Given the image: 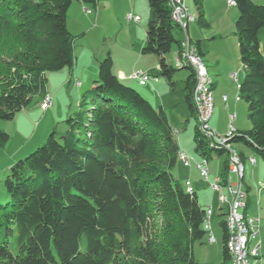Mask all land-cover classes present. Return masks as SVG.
<instances>
[{
    "label": "trees",
    "instance_id": "16d2710c",
    "mask_svg": "<svg viewBox=\"0 0 264 264\" xmlns=\"http://www.w3.org/2000/svg\"><path fill=\"white\" fill-rule=\"evenodd\" d=\"M73 1L0 0V118L13 119L36 96L42 99L48 71L74 67L76 35L67 24ZM170 1L148 0L142 53L159 57L156 74L170 86L177 69L190 70L184 100L195 114L194 68L166 58L184 39L173 34L181 26ZM194 1L200 25L209 28L203 0ZM235 1L245 71L238 88L251 126L229 142L253 147L264 160V4ZM82 2L97 6L99 0ZM113 65L108 52L78 110L65 120L67 128L55 127L41 146L10 166L0 195V264H204L196 247L206 243V208L173 172L181 152L177 132L165 109L125 83ZM9 139L0 129V148ZM194 139L196 152L208 161L214 152L228 154L198 124ZM228 164L230 157L222 168L225 182ZM221 226L227 262L226 218Z\"/></svg>",
    "mask_w": 264,
    "mask_h": 264
},
{
    "label": "rangeland",
    "instance_id": "374dc122",
    "mask_svg": "<svg viewBox=\"0 0 264 264\" xmlns=\"http://www.w3.org/2000/svg\"><path fill=\"white\" fill-rule=\"evenodd\" d=\"M186 1L188 7H190L191 14L196 19L195 22H190L191 37L189 36L190 39L192 38V42H195H193L195 45L200 38L204 41L207 39L206 36L210 35V29H219L224 33L222 41L210 40L211 48L207 52L206 61L204 62L209 65V73L214 77L211 74L212 68L210 66L215 65L217 60L222 59L224 61L219 69V90L221 89L224 95L230 96L231 103H235L234 101L239 95V88L236 82L229 80V75L239 69L237 67L238 64L242 66L240 63L239 44L237 46L238 42L234 34L235 22L239 17V9L236 5H230L229 0H203V8L211 27L205 28L198 21V7L195 1ZM254 1L264 4V0ZM101 7H104L101 2L94 6L92 4H84L80 0H74L68 10V28L76 35L74 45L76 59L79 60V68H76L75 63L72 69L64 68L47 72L48 81L46 87L50 92L48 93L52 96L53 106L43 111L40 107L42 99L36 96L32 104L17 111L13 119L0 118V129L10 135L6 145L0 148V195L5 192L4 178L8 174L10 166L41 146L55 127L60 131H64L67 128L65 120L78 110L83 92L89 89L93 80L97 78L99 61L105 58L108 52L111 53L114 62L117 64H124L127 60H133L138 54L142 58L139 59L140 68L137 69L156 74L157 56L155 54H141L139 43L146 38V36L145 38L143 37V34L147 30V24L151 16L148 0H110L105 13L97 21V15ZM88 9L92 10L91 14L87 12ZM131 14L139 16L140 20L128 19V15ZM184 33L185 30L183 32L181 28L173 30V34L178 40L189 34L188 31ZM261 36L262 44L264 45V29L261 30ZM220 49L225 51V57L217 55L216 51ZM176 54L177 44H174L172 50L166 56L168 62L174 64ZM189 73V69H177L173 75L174 86H170L169 79L166 76L159 75L160 82L156 86L158 92H153L154 95L151 94V98L155 104H158V102L153 99L154 96L159 97V100L161 97L163 98L162 102L172 126L179 128L180 132L176 134V138L179 141L180 148L199 161L202 157L195 150V118L189 116V121H187V114L186 112L184 113L185 109H187V104L184 102L185 79ZM115 74L120 75L117 71ZM239 74V78L242 80L244 76L243 69H241ZM78 81H81V85L78 84ZM125 83L135 84L132 80H128ZM136 86L144 90V92L149 87V85L144 87L137 83ZM177 101L179 103L177 107H174V102ZM214 101L215 113H213V121L224 123V117L228 110L223 102L215 100V94ZM232 110L238 114L237 123L239 122L240 126H242V130L249 129L251 123L248 117L247 102L241 99ZM232 147L243 152L245 156L243 186L248 190L249 208L247 213L250 216H257L262 219L260 233L251 242L252 247L259 241L262 242L261 256L257 259L252 258V263L264 264V160L253 147L245 143L235 142L232 143ZM251 156L256 158L255 164L250 163L249 158ZM227 157H229L227 153L223 155H219L216 152L213 153L208 166L211 179L221 176ZM173 172L182 182H185L186 179L193 182L200 203L203 206L209 207L212 205L214 215L211 219V227L217 242H213L207 258L212 261L208 264H219V258L223 254L221 221L227 218V213L225 215L220 211L221 200L219 198L223 197L220 192L213 191L201 177L195 166V161L190 166H186L179 159ZM227 175L230 176L231 183H239L240 177L238 174L228 173ZM224 190L228 194L226 189ZM221 202L224 204L223 201ZM225 205L228 209V205ZM209 234L208 232L207 235ZM198 251L197 254H199Z\"/></svg>",
    "mask_w": 264,
    "mask_h": 264
},
{
    "label": "bare ground",
    "instance_id": "6f19581e",
    "mask_svg": "<svg viewBox=\"0 0 264 264\" xmlns=\"http://www.w3.org/2000/svg\"><path fill=\"white\" fill-rule=\"evenodd\" d=\"M172 8H173V19L178 23V11H187L189 10V14H183L182 17V26L181 28L185 30V33L187 32L188 25L190 22L195 20V17L191 14L190 9L186 3L185 0H171L170 1ZM128 17H131V15H128ZM186 42L187 46L184 44V39L182 41V47L180 49L179 55L176 58L175 65L178 67H181L185 64H190L194 68V64L192 60L190 59L189 55L187 54V50H189L190 54L194 57L195 63L199 68L202 69V73L205 77L203 80V87H205V96H213V77L210 75L207 65L205 64L203 57L199 53L198 48L196 45L192 42V40L189 38L188 34L186 35ZM187 64V65H188ZM138 81V80H134ZM150 81H159L158 79H147L146 84H148ZM238 87H240L239 80ZM141 85H144L143 81H138ZM78 84H80L78 82ZM194 106L198 107V96L197 94H192ZM240 95L237 96V100H240ZM50 102L52 103V96L49 93H46L43 98L42 102L40 103V107L43 110L45 106L48 105ZM197 124L199 130L207 136V138L210 140L209 132L205 129L203 124V115L202 113H195ZM237 132V129L234 127V134ZM230 137H223V144L224 145H218V146H224L228 145V151L235 153V159L238 163V166L240 167V171H242V176L244 179L245 174V165L244 161L241 158V153L232 147V144L229 142ZM212 145H216L213 141H210ZM186 152L181 151L179 153V159H181L186 164V158H185ZM187 156H190L187 154ZM250 163L255 164L256 158L252 157L249 158ZM209 167H208V174H209ZM186 191L190 193V189H194L192 182L188 179L185 181ZM224 188L227 189L228 194L230 192L235 191V184L231 183L230 176L227 175V181L224 180L221 182L219 186H217V192L222 191ZM228 194L223 195V198H226ZM228 205V211H227V218H226V227H227V248L230 255V264H238V255L236 250V228L234 224V218H230V205L229 202H224ZM248 209V196L243 198L240 203L237 204V212H238V222H240V226L242 228H247V235H251V242L255 236H257L260 233V226H261V217H257V223L259 225V230H257V224L256 223H250V216L247 213ZM213 215V209L212 207H209L206 209V216H205V228L208 231H211V217ZM254 231H257V234H254ZM210 242H215V238L212 236L210 238ZM242 248H250V240L249 238H242ZM262 251V242L259 241L258 243L254 244L252 249H247L245 251V256L241 257V264H253L252 258H255V254H258L261 256Z\"/></svg>",
    "mask_w": 264,
    "mask_h": 264
},
{
    "label": "built area",
    "instance_id": "2783aa9c",
    "mask_svg": "<svg viewBox=\"0 0 264 264\" xmlns=\"http://www.w3.org/2000/svg\"><path fill=\"white\" fill-rule=\"evenodd\" d=\"M186 1V0H185ZM230 5H236L235 0H229ZM87 12L90 14L92 13L91 9H88ZM183 14H189V10L187 11H178V24L179 26H182V17ZM128 19L139 21V16H133L131 14V17H128ZM184 32V30H183ZM185 34V33H184ZM184 44L187 46L186 42V36H184ZM187 54L189 55L190 59L192 60L194 64V70L197 75V82L195 84V87L193 89L192 94H197L198 96V107H195V113H202L203 115V124L205 129L209 132L210 135V141H213L216 145H224L223 144V137H232L234 135V124L233 120L236 118V113L231 112L230 113V125L229 129L225 133H220L218 130L212 127L211 125V119L214 113V94L213 96H205V87H203V80L205 79L202 69L197 66L195 63L194 57L190 54L189 50H187ZM182 66V64H181ZM232 79L235 80L237 83L238 81V75L237 72L231 73ZM129 78L132 80H138L143 81L144 85H146L147 79H158L157 74H151L150 72L144 71L142 69H136L133 72L130 73ZM224 101L228 100V96H223ZM52 103L49 100V103L43 110H47L50 108ZM228 149V145H225ZM229 157H230V164H228V173H235L238 174L240 177V181L238 184H235V191L230 192L226 196V198H219L223 202H229L230 205V218H234V224L236 228V250L238 255V264H241V257L245 256V251L247 249H252V243H251V235H247V228H242L240 226V222H238V212H237V204L240 203V201L243 200L246 196H248V191L243 186V176L242 171H240V167L238 166V163L235 159V153H232L228 151ZM252 159L254 156H251ZM186 158V166H190L192 162L194 161L193 156H187V153L185 155ZM208 166L209 161L206 158H203L197 162L196 167L201 175V177L209 183L211 189L215 192H217V186L221 184L223 181L222 176H217L213 181L210 180V176L208 174ZM227 173V174H228ZM195 190L190 189V193H193ZM250 216V215H249ZM250 223H256L257 224V230H259V225L257 223V216H250ZM254 234H257V231H254ZM242 238H249L250 240V248H242ZM260 256L258 254H255V259L259 258Z\"/></svg>",
    "mask_w": 264,
    "mask_h": 264
},
{
    "label": "crops",
    "instance_id": "0c3cea01",
    "mask_svg": "<svg viewBox=\"0 0 264 264\" xmlns=\"http://www.w3.org/2000/svg\"><path fill=\"white\" fill-rule=\"evenodd\" d=\"M81 2H82V0H80ZM116 1V0H115ZM102 3V5H104V7H101L100 9H99V13H98V17H97V21H99V19H100V17L105 13V9L109 6V4H110V0H99V2L98 3ZM82 3H84V2H82ZM186 3H187V1H186ZM85 4V3H84ZM188 5V4H187ZM190 8V7H189ZM91 14V13H90ZM137 16V15H136ZM196 21V19L193 21V22H195ZM193 22H191V23H193ZM191 23H189V25H188V29H187V31H188V36H190L191 37V35H190V25H191ZM67 24H68V22H67ZM211 28V27H210ZM146 31L147 30H145V32H144V34H143V37L145 38V36H146ZM209 32H210V35L209 36H206L207 37V39L204 41L202 38H200L199 40H198V42H197V48L200 50V52L202 53V57H203V60L204 61H206V54H207V52H209V49L211 48V44H210V40H212V39H216V40H223V32L221 31V30H219V29H210L209 30ZM234 34H235V31H234ZM236 36V35H235ZM260 36H261V34H260ZM143 38V39H144ZM192 39V38H191ZM236 39H237V42H238V38H237V36H236ZM145 42H146V38H145V40H141V42H139L140 43V47H141V54H143L142 53V48H143V46H144V44H145ZM194 42V41H193ZM206 42V43H205ZM195 43V42H194ZM238 44H239V42L237 43V46H238ZM261 48H262V50H263V53H264V45L262 44V36H261ZM179 52H180V50L178 51L177 50V54H176V56L174 57V65H175V61H176V58H177V56L179 55ZM200 53V54H201ZM216 53H217V55H220V56H223V57H225L226 56V54H225V51H223L222 49H220V50H218V51H216ZM240 53V52H239ZM140 54V53H139ZM143 56V55H142ZM157 56V55H156ZM140 58H142V57H140V55H136L135 57H134V59L133 60H127L126 61V63H124V64H117L116 62H114V65H113V71H114V73L117 71V72H119L120 73V78H122V80L124 81V82H126V81H131L132 79L131 78H129V75H130V73L131 72H133L134 70H136L137 68H140V62H139V59ZM77 60V59H76ZM157 60H158V63L156 64V67H157V70L159 69V57L157 56ZM208 63H209V61H207ZM224 61L221 59V60H217V62L215 63V65H212V66H210V68H212V73L211 74H213L214 75V77H213V79H214V86H213V92H214V94H215V100H218V101H221V102H223V104L225 105V107H226V109L228 110V112H227V114H226V116L224 117V123H219L218 121H213V116H212V119H211V125H212V127L213 128H215L216 130H218L219 132H221V133H225V132H227L228 131V129H229V125H230V113L231 112H233V110H232V108L233 107H235L236 106V104L238 103V102H240L241 101V99L240 100H237V97H236V99H235V103H231V101H230V96L228 95V100L227 101H224V99H223V96H224V92L220 89L219 90V86H220V80H219V76H220V65L223 63ZM171 63V62H170ZM240 63H241V65L242 66H239V64H238V68L239 69H237V71H235V72H237V75H238V80H239V83L243 80V78H244V76H243V78H242V80H240V78H239V72L241 71V69H243V71H244V65L242 64V62H241V60H240ZM209 65H207V67H208ZM241 67V68H240ZM76 68H79V60H77L76 61ZM156 73H157V71H156ZM244 74H245V71H244ZM229 80H232V81H234L235 82V80L234 79H232V77H231V75H229ZM132 81H134V80H132ZM79 83H80V85H81V81H78ZM135 82V84H133V83H127V84H129V85H131V86H133V87H135V88H137L155 107H159V106H161V107H163L164 109H165V111H166V113H167V110H166V108H165V106H164V103L162 102V100H163V98L161 97L160 98V100H159V97H157V96H154L153 97V99H155L157 102H158V104H155L153 101H152V98H151V94H153V92H158V90H157V88H156V86H157V84H159V82H160V79H159V81L158 82H155V81H151V82H149L148 84H146V85H141L140 83H138V81H134ZM136 83L137 84H139L140 86H144V87H146V86H148L149 85V87H147L146 89H145V92H144V90H142L141 88H138L137 86H136ZM237 85H238V82L236 83ZM238 87V86H237ZM149 91H150V93H149ZM49 91H48V89H47V93H48ZM50 93V92H49ZM154 95V94H153ZM184 102H185V100H184ZM179 102L177 101V102H174V107H177V104H178ZM214 103H215V101H214ZM53 106V102H52V105H51V107ZM50 107V108H51ZM49 109V108H48ZM186 111H184V113L186 112V114H187V118L189 117V116H193L194 118H195V127H196V124H197V119H196V115L195 114H193L192 113V111L190 110V108L187 106V109H185ZM43 111H45V110H43ZM189 113V114H188ZM214 113H215V109H214ZM234 113H236V112H234ZM167 115H168V113H167ZM168 118H169V116H168ZM237 119H238V114L236 113V118L233 120V124H234V127L237 129V130H242V126H240V124H239V122L237 123ZM169 121H170V119H169ZM187 121H189V118L187 119ZM171 123V122H170ZM174 129H175V131L177 132V134H179V128L178 127H174ZM178 143H179V141H178ZM180 145V144H179ZM180 150H182V151H184V152H186L187 153V151H185V150H183V149H181L180 148ZM239 151V150H238ZM240 153H241V155H243L242 157H243V161H245V156H244V154H243V152H241V151H239ZM192 156V155H191ZM199 160V159H198ZM194 161H195V166H196V164H197V162H199V161H197L195 158H194ZM193 161V162H194ZM192 162V163H193ZM197 168V167H196ZM198 170V169H197ZM232 174H235V173H232ZM244 176H245V174H244ZM217 177V176H216ZM216 177H214V179L216 178ZM214 179H211V177H210V180L211 181H213ZM186 180H188V179H186ZM185 180V181H186ZM185 183V182H184ZM208 183V182H207ZM209 184V183H208ZM192 185H193V182H192ZM210 186V185H209ZM193 187H194V185H193ZM211 188V187H210ZM224 189H226V188H224ZM222 190V191H220V193H221V196L223 197V195H225L226 194V192H225V190ZM194 190L196 191V189H195V187H194ZM247 190V189H246ZM226 191H227V189H226ZM248 191V190H247ZM197 192V191H196ZM227 193H228V191H227ZM221 198V197H220ZM249 199V198H248ZM220 204H221V206H220V211L222 212V214H225V213H227V211H228V209H227V206L225 205V203L223 204L221 201H220ZM206 209L207 208H209V207H212V205H210L209 207H206V206H204ZM248 208H249V204H248ZM212 209H213V207H212ZM213 215H214V210H213ZM212 215V216H213ZM211 219H212V217H211ZM211 226H212V223H211ZM210 234L209 235H206V243L205 244H203V245H198L197 247H196V250H199L198 251V255L201 257V259L203 260V262H204V264H208V263H210V262H212V261H209V258H207L208 257V255H209V251H210V247L212 246V244H213V242H210V238L213 236H215V234L213 233V230H212V227H211V231H208ZM221 236H222V240H223V235H222V232H221ZM215 238V242H217V238L216 237H214ZM220 260H219V264H229V261L230 260H228L227 262H224V258H223V255H222V257L220 256V258H219Z\"/></svg>",
    "mask_w": 264,
    "mask_h": 264
}]
</instances>
